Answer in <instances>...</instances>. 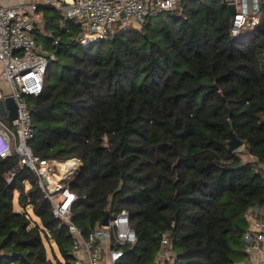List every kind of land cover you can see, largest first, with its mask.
Masks as SVG:
<instances>
[{
	"label": "trees",
	"instance_id": "1",
	"mask_svg": "<svg viewBox=\"0 0 264 264\" xmlns=\"http://www.w3.org/2000/svg\"><path fill=\"white\" fill-rule=\"evenodd\" d=\"M44 10L36 39L55 58L28 99L30 147L82 161L67 183L74 223L89 234L128 211L137 241L118 264H153L166 233L173 264L243 261L246 213L264 205V0L260 24L238 37L223 0H184L89 47L75 20ZM232 133L254 161L230 150ZM16 162L0 160V264H70L71 237L37 174L8 181ZM16 194L39 221L15 211Z\"/></svg>",
	"mask_w": 264,
	"mask_h": 264
},
{
	"label": "built area",
	"instance_id": "2",
	"mask_svg": "<svg viewBox=\"0 0 264 264\" xmlns=\"http://www.w3.org/2000/svg\"><path fill=\"white\" fill-rule=\"evenodd\" d=\"M184 0H34L29 8L7 7L0 2V101L13 98L17 118L0 114V160L17 157L8 172L12 182L18 172L31 169L39 178L45 198L50 202L59 228L66 226L72 240L73 260L70 264H118L125 248L137 241L128 211L112 214L109 225L98 224L86 234L73 221L72 207L79 196L68 186L82 167L78 158L66 162L37 157L30 147L35 135L33 114L28 99L42 94L50 60L39 45L35 31L43 17L41 7L54 8L66 20H75L80 28L79 41L89 47L109 39L117 30L142 29L149 18L176 9ZM234 6L231 34L238 37L253 31L260 22L262 0H223ZM55 45L59 44L55 41ZM8 120V121H6ZM72 165L66 172L61 171ZM47 181V185L44 184ZM26 204L24 208H27ZM30 213L27 209L24 211ZM248 230L244 235L247 259L236 264H264V205L250 207L246 213ZM153 264H173L169 235H163L161 249Z\"/></svg>",
	"mask_w": 264,
	"mask_h": 264
},
{
	"label": "water",
	"instance_id": "3",
	"mask_svg": "<svg viewBox=\"0 0 264 264\" xmlns=\"http://www.w3.org/2000/svg\"><path fill=\"white\" fill-rule=\"evenodd\" d=\"M231 15L236 14V8L234 6L229 7ZM7 108L10 110L9 119L11 121L17 118V105L13 98H8L6 101H0V114L6 116ZM231 141H230V150L236 151L239 147L243 145V143L235 136L234 133L231 134ZM45 185H47V181H43ZM111 213H107L106 217L103 220L102 225L108 226L110 220Z\"/></svg>",
	"mask_w": 264,
	"mask_h": 264
},
{
	"label": "crops",
	"instance_id": "4",
	"mask_svg": "<svg viewBox=\"0 0 264 264\" xmlns=\"http://www.w3.org/2000/svg\"><path fill=\"white\" fill-rule=\"evenodd\" d=\"M0 2L3 5L7 6V7H21V8H24L25 9V8H29L33 4L34 0H0ZM42 9L44 10V9H54V8H48V7L42 6L40 10H41V13L43 15V10ZM62 17H63V15H62ZM37 30H40V31H43L44 30L43 17H42V19H41V21H40V23L38 25ZM251 160L254 161V159L252 157H251ZM35 221H38V220H35ZM246 259H247V257L244 260H246Z\"/></svg>",
	"mask_w": 264,
	"mask_h": 264
},
{
	"label": "rangeland",
	"instance_id": "5",
	"mask_svg": "<svg viewBox=\"0 0 264 264\" xmlns=\"http://www.w3.org/2000/svg\"><path fill=\"white\" fill-rule=\"evenodd\" d=\"M260 19H261V15H260ZM8 121V120H6ZM237 151H239V155L241 156L242 160L244 162H249L251 161V157L249 156L248 152L246 151V148L244 145H242L241 147H239L237 149ZM18 194H16L15 196V200H14V208L17 212H24L26 209L27 211L33 216V218L35 220H38L37 217H35L33 214H32V207L30 205H28L27 208H24V206H22L19 202H18ZM39 221V220H38Z\"/></svg>",
	"mask_w": 264,
	"mask_h": 264
},
{
	"label": "bare ground",
	"instance_id": "6",
	"mask_svg": "<svg viewBox=\"0 0 264 264\" xmlns=\"http://www.w3.org/2000/svg\"><path fill=\"white\" fill-rule=\"evenodd\" d=\"M70 167H72V165H67L61 172L62 173L66 172V169H70Z\"/></svg>",
	"mask_w": 264,
	"mask_h": 264
}]
</instances>
